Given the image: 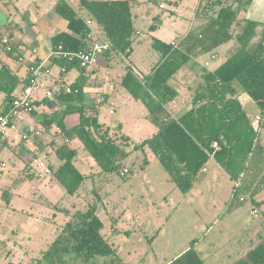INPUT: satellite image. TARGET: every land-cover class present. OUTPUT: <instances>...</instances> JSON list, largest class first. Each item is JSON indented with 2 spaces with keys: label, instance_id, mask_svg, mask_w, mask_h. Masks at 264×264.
Listing matches in <instances>:
<instances>
[{
  "label": "rangeland",
  "instance_id": "rangeland-1",
  "mask_svg": "<svg viewBox=\"0 0 264 264\" xmlns=\"http://www.w3.org/2000/svg\"><path fill=\"white\" fill-rule=\"evenodd\" d=\"M45 1L0 0L3 10L0 16H10L11 21L22 26L12 31L14 42L18 43L19 36H23L29 45L33 43L28 38V30L33 26L29 18L44 34L51 20L48 13L42 14L44 3L50 0ZM68 1L78 6V0ZM161 2L165 5L162 11L161 5L139 0L132 9L135 27L141 32L133 41V53L128 57L113 56L111 65L101 61L102 68L98 72L104 89L111 92V99L98 106L99 119L111 127V131H117L119 137L120 131L116 126L121 124V134L129 136L130 145L126 146V150L130 153L121 162L122 171L127 168V173L101 172L82 147L77 153L76 165L89 176L78 192L72 195L60 182L51 184V174L40 178L25 169L27 165L34 169L33 152L39 144L41 153L49 152L50 161L60 164L50 143L52 140L61 142L58 128L44 130L38 122L36 127L41 129V135L31 136L27 141L20 137L16 146H1L0 196L7 190L12 193V198L9 202L4 201V197L0 199V264L16 260L22 251L30 253L31 264L38 261V264H49L41 258L42 251L62 231L65 222L73 219L76 210H85L91 204H96L97 214L104 222L103 232L116 245L117 256L126 264H167L188 246L198 251L204 264H229L233 261L251 264L246 248L251 240L244 235V230H239L257 219L252 214L254 207L264 216V161L259 153L251 159L242 179L253 185L247 192L241 190L240 196L247 195V198L229 206L234 184L220 169L218 172L212 168L207 172L201 171L194 187L185 193L177 187L150 148H134L136 143L151 137L157 126L147 117L148 110L144 103L132 98L124 89L119 75L132 66L140 77H144L150 70L149 65H153L158 56V51L151 44L154 37L171 41L199 24V18L194 15L197 0ZM157 15L163 19L159 27L152 26ZM65 22L66 19L61 17V26ZM44 47L51 48L49 39ZM26 58H35L32 48L26 49ZM205 59L211 62L206 68L202 65ZM222 60L223 56L213 59L210 53L192 57L187 67L170 80L178 94L166 105L167 109L175 115L188 109L201 86V73L213 70ZM53 66L55 74L61 77L60 65ZM79 75L80 69L74 67L68 80H75ZM111 84L115 88H110ZM4 97L5 92L0 90V103ZM37 108L36 105L38 112L43 111ZM245 108L252 118L261 114L252 99L245 103ZM110 109L114 113H110ZM20 127L22 130L25 128ZM258 133L259 144L264 148V120ZM2 162L6 165L2 166ZM255 202L260 203L261 209ZM228 206L230 209H227ZM66 258L65 264H82L73 256Z\"/></svg>",
  "mask_w": 264,
  "mask_h": 264
},
{
  "label": "trees",
  "instance_id": "trees-1",
  "mask_svg": "<svg viewBox=\"0 0 264 264\" xmlns=\"http://www.w3.org/2000/svg\"><path fill=\"white\" fill-rule=\"evenodd\" d=\"M148 1L158 5L162 3L161 0ZM253 1L199 0L197 15L206 20L191 29L176 45L154 37L152 46L160 53V59L152 72L140 77L128 67L122 77V86L132 98L144 103L148 110L147 117L157 126V131L151 137L136 143L134 148H150L177 187L185 193L193 188L211 154L235 181L244 177L251 159L257 153L264 161V148L259 144L258 133L264 120V21L239 17ZM137 3L139 0H80L81 7L96 21L114 50L127 57L133 52L136 27L132 9ZM54 9L67 20L68 30L51 38L53 50L59 45L67 51L86 49L92 38H88L90 27L85 18L79 16L66 0H59ZM160 16L155 17L154 24L158 23ZM228 42L235 43L237 50L214 70L203 73L204 80L193 97V107L180 116H173L166 105L178 91L170 80L192 57L209 53ZM13 47L17 54L10 53L9 56L19 62L22 53L14 44ZM35 61L39 63V59ZM19 63L20 67H26L25 74L13 70L6 62L0 67V90L5 92L0 103L2 113L10 110L15 92L29 81L30 64ZM55 64L66 66L67 71L74 67L81 69L77 80L70 85L79 91L67 93V85L59 82L54 96H45L34 102L35 106L46 105L51 110L38 112L35 109L34 113L44 130L53 127L59 129L61 142L52 140L50 143L54 155L61 162L56 166L50 161L51 175L73 195L89 176L76 165L78 150L73 144L74 140L81 143L101 172L122 171L121 162L130 153L126 150L130 140L121 134V124L116 126L120 131L119 137L117 131H111V127L100 121L97 104L86 102L83 91L88 79L86 69L66 58L50 56V66ZM242 93H246L258 105L263 115L261 120L255 121L248 115L240 99ZM72 114H78L79 121L68 126L66 118ZM215 141L219 144L218 149L212 146ZM40 153L39 144L33 152L34 158ZM26 168L29 173L35 174L31 171L32 166L27 165ZM262 174L264 181V172ZM241 190L246 191L241 183L238 188L233 186L229 206L230 203L242 202ZM9 193L7 190L3 192L5 199H2L6 202L10 200ZM96 210V204H91L85 210H77L57 239L42 252L41 258L49 264H65L67 256L81 260L82 264H125L102 233L104 223ZM244 235L249 236L252 243L247 252L250 263L264 264V216L249 222L244 228ZM98 258L104 260L98 263ZM6 264L19 263L10 261ZM167 264H204V261L198 251L190 247Z\"/></svg>",
  "mask_w": 264,
  "mask_h": 264
},
{
  "label": "crops",
  "instance_id": "crops-1",
  "mask_svg": "<svg viewBox=\"0 0 264 264\" xmlns=\"http://www.w3.org/2000/svg\"><path fill=\"white\" fill-rule=\"evenodd\" d=\"M58 1L57 0H50L48 3H44L45 4L44 5V12L42 14H45L46 15L48 13V15L51 17V20L48 23V25L46 27V31L44 32V34H42L41 31L38 30L34 26L35 22L33 20H31V18L28 19L29 22L33 24V26H31L29 28V30H28V38L31 39V41H33V43L31 45H29L27 42H25L23 36H19L18 43L14 42V39H13V36L14 35H13V32L12 31L15 29V27L20 26V25H18L16 23H14L13 21H11V17L10 16H7L5 14L2 15V16H0V30L2 31V33H4L5 35H8L10 37L12 44H14L15 46L18 47V50L22 53L23 56L26 57V49H28V48H32V50L34 48L37 49V53H36V56L35 57L37 59H39V62H42L43 64L47 65L48 68H49V71H50L49 73H43L42 76L47 80V82L49 83V85L53 89H56L58 87V83L59 82H63L65 85L68 86V85L73 84L77 80V78H78V76H76L75 77V80H71V81L68 80V77H70V73H71L72 69L69 70V71H67L66 73H64L61 77H58L55 74V72H54V66H50V61H49L50 55H51V53L53 51L52 45H51V48H48V49L44 47L45 44H46V40L49 39V41L51 43V38L55 34L61 32V31L68 30V27H67L68 22H67V20L63 24V26H61V16L54 10V8H55L56 4L58 3ZM66 1L76 10V12L78 13V15L81 16L82 18H92L91 16L88 15V12L83 7H81L80 0H78L79 1L78 6H77V4L75 6L72 5L68 0H66ZM179 1L180 0H177L176 3H179ZM43 2H46V1L43 0ZM198 5H199V0H197V6L195 7V11H194L195 17L197 19L199 18L198 19L199 20V24L196 27H198L199 25H201V23H203L206 20L202 16H198L197 15ZM160 8H162L161 9V11H162L165 8V5H164V7H162V3H161V7ZM0 11H3V10L0 8ZM53 13H55L54 16H53ZM244 16H246L247 18L253 19V20H257V21H264V0H254L253 3L249 6V8H248V10L246 12H241L239 14V17L240 18H242ZM200 19H203V21L200 20ZM162 20H163L162 19V16H160V20L158 21V23H156V24L153 23L154 25L153 24L152 25L153 26H155V25L157 26L158 25V27H159V25L162 23ZM20 27L22 28V26H20ZM196 27H193V28H196ZM193 28H189L188 30L185 31V33H183V34H181V35H179L177 37H174L171 41H166V42H172V43H175V45H176ZM140 33L141 32L136 28V33H135V36H134V40L137 38V35L140 34ZM151 44H152V41H151ZM0 48H1V46H0ZM236 50H237V45L235 43L234 44H227L226 43V44L220 46L219 48H217V49H215V50H213V51H211L209 53L211 54V57L212 56H216L215 58H218V57H222L223 56V60L220 62V64H221L228 57H230ZM115 55L121 56L122 54H118V53L116 54L115 53L113 55V54L107 53V54L101 56L99 58L98 62L90 70H85L86 71V74L88 75V79H87V81H86V83L84 85V88H83L86 102H88V103H93L94 102V103L97 104V106H99L100 103H103V101L101 102V100L104 99V102H105V101H109L111 99V92L106 91L104 89V85H102L101 80H99L100 78L98 77L99 76L98 75V72L102 68V65L100 66L101 61H103V64L111 65V58L113 56H115ZM156 59H157V61H156ZM156 59H155V61H153V65L152 64L149 65L150 66L149 67L150 70H149V72L145 73V76L148 75L150 72H152V70L154 69V67L157 65V63H158V61L160 59V53L159 52H158V56H157ZM5 62L8 63L11 66V68L13 70L17 71L18 73H20V74H25L26 73V67L25 66L20 67L21 64L19 62L15 61V60H13L11 58V56L5 55L4 58L2 60H0V67ZM206 62H209L210 63L208 66L211 65V62L208 59H205L202 62V65L205 68L207 67L206 64H205ZM129 67H132V66H129ZM185 67H187V64L185 66H183L182 69L185 68ZM215 68H213V70ZM182 69H180V71ZM80 73H81V69H80ZM125 73H126V71L123 74H120L119 75L120 76V83H122V77H123V75ZM176 75H175V77H176ZM175 77H173L172 79H174ZM201 78H202V81H203L204 79H203V74L202 73H201ZM110 88H115V85L111 84L110 85ZM41 97H42V95L39 96L38 100ZM240 99H241V101H242V103L244 104V107H245V103H247L251 98L246 93H242L240 95ZM191 104L192 105L188 109H186L184 112H186L191 107H193V98H192V103ZM37 109L39 111H41V109H42L43 111H47V112H49L51 110L46 105H40V106H38ZM111 110L113 112H111ZM110 113H114V110L113 109H110ZM170 113L173 116H175V117L180 116L181 114H183V113H181L179 115H175L172 112H170ZM257 115L258 114H256L255 117H253V118L251 117V118L253 120H255V118H256ZM78 121H79V115L78 114H72V115L67 116V118H66V123H67L68 126H72V125L76 124ZM38 122H39V119L37 118L36 115H34V112L32 114H29V115L27 114V115L22 116L21 120L20 119L17 120V122L10 128L7 136H5V138L1 141V146L2 145H6V144H10V145L16 146V143L19 142V138L20 137L22 138L23 130L20 129L21 128L20 126H24L25 127V126L29 125V126H31L33 128H37L36 126H37V123ZM156 131H157V129L155 130V132ZM18 133H20L19 135H21V136H19ZM33 137L34 136H32V138ZM30 139H28V140H30ZM24 141H27V140H24ZM73 143L76 145L78 151L82 148L81 143L78 142V140H74ZM144 148H146V147H144ZM56 166H58V165H56ZM205 168H206V170L205 171L202 170L203 172L209 171L210 168H212L215 172H218L219 169H220L221 171H223L225 174H227L229 176V174L221 167V165L214 159V157H212V158L209 159V161L205 165ZM244 177H245V175H244ZM242 179L241 180H238V181H240L241 186L243 185L246 188V192H247V189L248 188L251 189V186H253V185L252 184H249L250 182H243ZM232 181H233V184H234V181L235 180H232ZM53 182H58V181L54 179L53 175H51V182L50 183L53 184ZM256 189H257V187L255 188V190ZM232 195H233V187H232V194H231L230 200L232 199ZM2 196H3V193L1 194V196H0L1 198L0 199L3 198ZM8 197H9V199H10V197L12 198V193H9V196ZM246 197H247V195H246ZM0 203H1V206H2L1 200H0ZM258 205H259L258 207L261 209L260 203H258ZM227 209H230V207L228 206ZM65 213L66 214H69V211L68 210H65ZM96 213H97V211H96ZM260 215L263 216V212H260ZM68 221L65 222V224H64V226L62 228V231H63V229H64V227H65V225H66V223ZM247 224L244 226V228L247 226ZM242 230H244V229L241 228L239 230V232L242 231ZM62 231H60L59 234L56 235V237L48 245L47 249L51 246V244L53 243V241H55L57 239V237L60 235V233ZM102 233L105 235V237L108 238L109 243L116 248V245L111 241V239L107 235V233L103 232V229H102ZM247 237L249 238V236H247ZM251 244L252 243L250 242V244L246 246L247 252L251 249V246H252ZM190 247L191 246H188L186 249H184L183 251H181L179 254L181 255L183 252H185V250L189 249ZM47 249H45V250H47ZM45 250H43L42 252H44ZM116 253H117V248H116ZM179 254L176 257L180 256ZM176 257H174L173 259H175ZM103 260H104V258H98L97 259V261H100V262H102ZM106 260H108V259H106ZM8 262H10V261H7V262H5L3 264H6ZM11 262H15V263H19V264H31L30 253L28 251H22L21 254H20V256H17L16 260L11 261ZM100 262H98V263H100ZM235 262L236 261H233V262H231L229 264H232V263H235Z\"/></svg>",
  "mask_w": 264,
  "mask_h": 264
},
{
  "label": "built area",
  "instance_id": "built-area-1",
  "mask_svg": "<svg viewBox=\"0 0 264 264\" xmlns=\"http://www.w3.org/2000/svg\"><path fill=\"white\" fill-rule=\"evenodd\" d=\"M164 7V5H162ZM87 25L90 27V32L88 34V38H92L89 46L83 50H76V51H67L64 50L62 45L52 51L50 56L56 57H63L69 61L75 62L82 68L86 70H90L99 60V58L107 53L117 54V51L114 50L111 42L107 40L96 21L92 18H85ZM175 44V43H173ZM0 59L2 60L5 55L10 53L17 54L14 50L13 44L11 39L8 35H5L0 30ZM34 56H36L37 49L34 48L32 50ZM215 58L216 56H212ZM19 62L26 63L28 62L29 65V81L28 83L21 89L15 92L14 100L12 107L9 111L2 113L0 112V148H1V141L7 136L10 128L17 122V120L21 119L24 115H29L34 112L36 109L35 100H38L39 96L42 95L40 99L45 96H54V89L49 85L47 80L42 76L43 73H49V68L47 65L43 64L42 62L37 63L36 57L33 59H27L25 56L20 55L18 58ZM50 61V58H49ZM206 66L210 63L206 62ZM60 70L62 73L67 72L66 66H60ZM67 93L71 92H78V88H73L72 86L68 85L65 88ZM43 93V94H42ZM39 99V100H40ZM111 112H113L111 110ZM262 114H258L255 118L256 121L262 119ZM42 131L40 128H33L29 125L25 126L22 133V139L28 140L31 136H39L41 135ZM212 146L215 149H218L219 144L217 141L213 142ZM213 157V154L210 155ZM35 167L33 171L35 174L40 178H46L49 174H51L52 169L50 166V156L47 152H42L37 158H35ZM6 163L3 162L2 166H5ZM205 171V166L203 167ZM128 172V169L125 168L122 174ZM234 186L238 188L240 186V181H234ZM246 196H241V200H245ZM252 214L255 217L260 216L259 209L254 207L252 210Z\"/></svg>",
  "mask_w": 264,
  "mask_h": 264
}]
</instances>
